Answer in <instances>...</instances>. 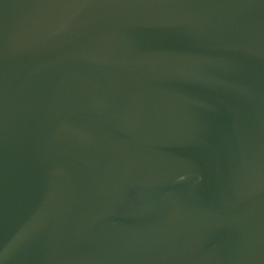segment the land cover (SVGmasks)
I'll return each instance as SVG.
<instances>
[{"label": "water", "instance_id": "water-1", "mask_svg": "<svg viewBox=\"0 0 264 264\" xmlns=\"http://www.w3.org/2000/svg\"><path fill=\"white\" fill-rule=\"evenodd\" d=\"M0 264H264V0H0Z\"/></svg>", "mask_w": 264, "mask_h": 264}]
</instances>
